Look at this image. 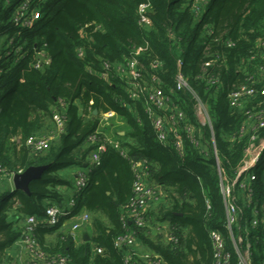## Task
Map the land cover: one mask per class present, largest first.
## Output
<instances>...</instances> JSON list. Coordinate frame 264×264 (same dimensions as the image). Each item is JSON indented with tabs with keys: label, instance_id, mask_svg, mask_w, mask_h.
I'll use <instances>...</instances> for the list:
<instances>
[{
	"label": "trees",
	"instance_id": "trees-1",
	"mask_svg": "<svg viewBox=\"0 0 264 264\" xmlns=\"http://www.w3.org/2000/svg\"><path fill=\"white\" fill-rule=\"evenodd\" d=\"M22 1L0 0V164L8 173L22 172L30 165L48 166L29 182V194L10 191L7 185L0 188V264H11L7 251L20 239L26 215L40 218L46 206L64 204L58 188L69 181L58 171L69 166L87 170V186L76 200L74 213L82 209L90 213L92 234L84 240L59 232L54 245H44V234L60 224L50 228L39 224L34 235L44 250L67 256V264H125L127 247L117 245L116 239L133 230L162 264H214L209 230L225 233L220 185L237 175L250 131L240 134L245 118L229 106L227 93L233 84L244 81L243 73L236 71L257 50V39L264 38V0H148V27L138 23L137 14L138 5L147 0H34L38 18L30 26L17 27L12 16ZM135 46H146L139 59L147 68V79L152 72L149 62H162L153 73L166 93L175 86L176 61L181 59L183 74L207 105L221 175L207 126L195 134L201 137L206 153L187 139L181 152L162 145L155 139L143 101L130 99L119 78L108 83L88 71V66L99 71L103 60L124 61ZM77 48L83 50L82 57ZM40 50L49 63L37 68L34 64ZM209 53L220 54L222 62L203 72ZM256 59L263 61L259 56ZM207 73L219 74L223 88L202 80ZM170 95L189 122L196 124L191 94L174 91ZM59 101L65 102V108L58 140H51L40 153H30L25 140L54 127L52 112ZM110 110L126 126L123 135L115 134L117 140L129 156L143 162L148 178L164 194V202L146 207L145 226L132 221L123 225L120 218L132 198L130 160L108 144L99 166L91 167L88 161L94 148L88 137L101 130L100 115ZM257 133L264 137V126ZM253 173L251 198L259 204L264 197V164L259 162ZM235 194L243 211L238 218L240 233L251 242L254 264H261L264 229L244 222L249 216L245 193L235 190ZM157 226L169 231L174 241L167 240ZM90 245L102 252L92 253ZM225 248L230 252L228 264H238L228 238Z\"/></svg>",
	"mask_w": 264,
	"mask_h": 264
},
{
	"label": "built area",
	"instance_id": "built-area-1",
	"mask_svg": "<svg viewBox=\"0 0 264 264\" xmlns=\"http://www.w3.org/2000/svg\"><path fill=\"white\" fill-rule=\"evenodd\" d=\"M33 1L23 0L15 9L12 16L14 26H30L38 18L39 9L32 5ZM200 1L206 2V0ZM149 9L150 1L148 0L142 2L137 7L138 23L145 27H148L151 23L148 15ZM194 10L197 14L199 13L196 5H194ZM227 45L233 46L234 44L227 42ZM256 48L257 50L250 52L246 61H243L240 68L236 71L243 73L244 81L233 84L227 93L229 106L238 112H242L245 118V122L240 129V134L245 132L246 129L250 131L246 138L247 144L244 148V158L238 168L237 175L231 182L225 184L221 182L220 185L226 216L225 233L215 229L209 230L208 235L212 243L214 264L229 263L230 252L225 248V238H228L230 241L238 264H254L251 257V242L247 238L243 239L240 233L241 226L239 225L238 218L243 211L236 202L238 197L235 194V190L245 193V202L246 207L249 209V216L244 219V222L253 228L262 226L264 229V197L261 203L257 204V199L254 200L253 197L251 198L252 188L249 186V183L256 178L253 169L259 164L264 153V137H260L257 133V129L264 126V38L259 37L257 39ZM145 50L146 46H135L132 48L131 55L124 61L112 63L108 60H103L99 71L89 66L87 67L88 71L98 74L108 83L112 81L113 77L119 78L124 83L125 91L130 99H141L144 104V112L149 118L155 139L162 145L173 146L175 150L181 152L185 139H187L191 144L197 146L202 153H206V146L203 144L201 137L195 134L201 127L207 126L210 130V142L216 160V167L219 175H221L207 105L194 91L187 77L183 74L181 70V59L178 58L176 61L177 72L174 77L175 86L171 89L170 93H166L162 89L160 78L153 73L162 67L160 60L154 59L149 62V67L152 72L149 79L146 78L147 68L139 59V54ZM77 55L82 57L83 50L81 48H77ZM206 56H208V59L203 62V72H206L209 66L216 65L218 64L217 62H222V60L220 61L221 56L218 53H209ZM257 56L261 57L263 61L258 62L256 59ZM48 63L49 58L44 50L37 52L34 66L42 68L48 65ZM201 76L199 77L201 78ZM205 76L206 78H202V80H205L208 85L223 88L219 74L207 73ZM174 91L189 92L191 94L194 100L193 111L196 124L189 122L185 111L177 103L175 104L173 102L170 94ZM248 104H251V106ZM64 108L65 102L59 101L58 107L54 108L52 112L54 127L50 131L36 133L25 140L24 144L30 153L36 154L47 149L51 140L55 139L63 130ZM113 116H115V112L111 110L101 113L99 119L100 124H104ZM88 142L94 145V148L88 155V161L91 167H97L101 164V154L108 144L121 156L130 160L134 173L132 198L124 207L125 209L120 218L123 225H125L126 221H132L135 225L145 226L147 223L144 214L146 207L149 204L157 203L164 196L162 189L148 178V173L143 162L129 156L126 147L117 139L110 138L105 132L98 129L88 137ZM15 173L17 172H6L0 164V185H7V189L12 191V177ZM86 186L87 170H78L70 196L63 205L55 204L46 206L40 218H37L35 215H26L24 217L21 237L18 241L25 249L27 257L21 264H67V256L49 253L40 246L34 235V230L39 224L50 228L62 224L64 220H70L71 225L67 233L77 238L78 229L83 223L89 220L87 212L74 213L76 200ZM156 230L163 232L167 240L174 241L175 237L163 227L157 226ZM237 231L238 233H236ZM247 232L248 230L244 228V233ZM116 244H122L127 247V250L123 254L125 264H140L138 259L146 261L147 264H162L161 259L152 250L142 246L133 230H128L122 236L118 237ZM90 250L92 253L102 252V249L95 245H90ZM261 264H264V259Z\"/></svg>",
	"mask_w": 264,
	"mask_h": 264
},
{
	"label": "crops",
	"instance_id": "crops-1",
	"mask_svg": "<svg viewBox=\"0 0 264 264\" xmlns=\"http://www.w3.org/2000/svg\"><path fill=\"white\" fill-rule=\"evenodd\" d=\"M101 130L106 133L107 136H109L112 139H119L115 134L117 133L118 135H123L124 130L126 129L124 121L117 117L116 115L111 117L107 122L104 124H100ZM54 140H58L57 137H55ZM79 170V167L77 166H69L65 167L61 170L58 171V173L67 179L69 181V185H62L58 188V190L61 192L63 195V202L65 203L70 196L72 186L74 183V179L76 176L77 171ZM11 185V184H10ZM165 198L164 196L160 198L158 202H164ZM157 202V203H158ZM156 203H153L152 205H155ZM151 205V206H152ZM81 212H88L85 209H82L79 213ZM89 213V212H88ZM90 215V213H89ZM92 215V213H91ZM23 223V221H21ZM71 225L70 220H64L62 224L59 225L57 229H54L52 231L46 232L44 234V245H54L57 241V235L59 232H67L69 227ZM92 234V227L90 224V221L83 223L81 227L78 229L77 232V237H83L85 240L86 235H91ZM88 238V237H87ZM88 240V239H86ZM8 254H9V261L12 264H21L26 260L27 254L25 252V249L23 248L22 244L18 241L14 243L10 249H8Z\"/></svg>",
	"mask_w": 264,
	"mask_h": 264
},
{
	"label": "water",
	"instance_id": "water-1",
	"mask_svg": "<svg viewBox=\"0 0 264 264\" xmlns=\"http://www.w3.org/2000/svg\"><path fill=\"white\" fill-rule=\"evenodd\" d=\"M96 113V110L93 111ZM47 164L30 165L27 166L22 172H17L12 177L13 190H20L29 194L28 184L31 180L39 178ZM88 239L85 236V240Z\"/></svg>",
	"mask_w": 264,
	"mask_h": 264
},
{
	"label": "rangeland",
	"instance_id": "rangeland-1",
	"mask_svg": "<svg viewBox=\"0 0 264 264\" xmlns=\"http://www.w3.org/2000/svg\"><path fill=\"white\" fill-rule=\"evenodd\" d=\"M260 163H263V164H264V153L262 154V157H261ZM0 188H4V187L0 185ZM247 213H248V212H247ZM89 217H90V215H89Z\"/></svg>",
	"mask_w": 264,
	"mask_h": 264
}]
</instances>
